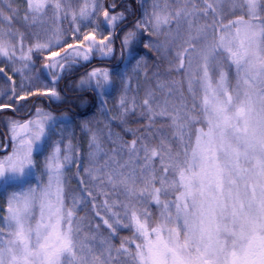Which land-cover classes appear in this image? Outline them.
Returning <instances> with one entry per match:
<instances>
[{"label": "snow or ice", "instance_id": "snow-or-ice-1", "mask_svg": "<svg viewBox=\"0 0 264 264\" xmlns=\"http://www.w3.org/2000/svg\"><path fill=\"white\" fill-rule=\"evenodd\" d=\"M136 2L141 15L121 42L129 50L126 59H135L130 48L141 31L163 34L164 42L152 47L165 48L169 76L180 79H158L138 101L129 95L127 72L118 74L121 93L111 120L126 124L139 109L148 129L164 118L171 137L161 130L159 136L134 134L125 141L111 130L105 137L89 128L81 168L79 149L70 140L63 148V138L51 140L57 126L51 113L35 108L22 121L10 119L11 152L0 158V179L18 184L0 218V264H264V0H228L236 18L226 22L220 0ZM130 8L124 0H25L21 18L12 2L0 7V57L19 64L13 72L22 77L17 84L0 67L6 76L0 111H16L17 102L30 96L58 97L54 86L33 90L25 83L32 80L35 54L45 53L53 85L92 53L110 56L114 37L100 34L101 24L114 29ZM94 20L92 30L81 34V25ZM63 21H70L67 30L60 27ZM79 83L103 96L114 80L108 69L96 68ZM157 91L166 92L163 103ZM46 139L43 175L33 183L27 178L36 168L34 152ZM73 164L75 189L65 175ZM86 204L107 235L78 215V206ZM150 204L157 206L158 218ZM118 226L131 229L132 236L117 246L112 236Z\"/></svg>", "mask_w": 264, "mask_h": 264}, {"label": "trees", "instance_id": "trees-1", "mask_svg": "<svg viewBox=\"0 0 264 264\" xmlns=\"http://www.w3.org/2000/svg\"><path fill=\"white\" fill-rule=\"evenodd\" d=\"M106 4L112 2V0H105ZM12 2V6L14 8H19L21 10L20 16L21 18L24 15L23 9L25 8V0H0V7L6 8L8 3ZM149 0H145V3H148ZM117 3H120V0H117ZM131 11L134 15L131 18H126L122 24L121 28L124 30H128L133 27L135 24L137 16L141 15V8L140 5L133 0L131 3ZM122 8H117L119 11ZM123 10V9H122ZM218 11L223 14L225 22L228 19H235L236 16L232 14L233 6L232 4L228 3V0H220L218 4ZM239 13H237L238 15ZM129 17V16H128ZM220 16H217L219 19ZM201 24L205 23V20L201 19L199 21ZM17 27H20L21 30L23 29L22 23H16ZM70 26L69 21H63L60 24V27L64 30H67ZM120 29V28H119ZM173 32L175 31V25H172ZM122 32V31H121ZM141 36V39L138 40V37ZM71 37V32H68V36L66 38ZM165 40V36L163 34H156L150 35L146 31H141L139 33L136 40L132 44V49L135 51L133 57L135 59H131L129 65L135 66L136 59H142L141 67L136 69L138 72H142L141 78L139 77L135 82L131 84V95H136L138 101L142 100L145 94V91L149 88H155L157 80H169V79H176L179 80L180 76L176 73H172L169 76V56L165 50V48H161L159 51L152 47L157 43H163ZM68 42H73L71 39ZM120 40L114 39L113 40V53L111 54L110 58H101L97 59L93 57L89 62L83 63L79 67H73L71 70L65 72L63 74L62 81L56 84L57 93L62 96L63 100L60 102H55L52 99V96L49 95H36L28 97L26 101H19L17 102L16 111L11 109H7L0 114V119H15V120H22L29 112H34L35 108H41L44 110L49 111L50 113L58 114L59 116L65 115L67 116V121L64 125V131L62 134L63 138V145L67 144L70 140L73 146L79 149V156L80 160L79 163L81 168L87 163L86 161V154L88 150V141L91 136V132L89 128L91 126V121L96 119L95 125L92 127V131H96L97 129H101L103 134L106 137V134L109 130L113 133H118L125 141H130L135 136L141 135H156L159 136L161 134V130L165 135L171 137V132L168 129V122L161 117H157L154 124L152 125L151 129H148L146 125L148 121L146 118L142 117L139 113V109L135 114L129 115L127 117L126 124H120L118 121L111 120V117L116 116L118 112L117 108V98L120 95V89L116 87L112 93L104 94L103 96L91 87H88L82 91H78L75 89V86L78 81L84 77L88 72L92 71L93 69L100 68V69H112V77L118 83H121L120 80L117 78L119 71L121 70V66H123L121 59H119V53L122 52V45L120 44ZM179 43V41H177ZM148 44L150 47L145 48L144 45ZM59 50V49H53ZM45 53H37L33 56V60L35 61L34 70H40L41 77H39L36 82L37 84L32 86L33 90L39 88L44 90L46 88V75L44 72L41 71L42 66L45 63L44 59ZM134 63V64H133ZM131 65V66H132ZM4 66V65H3ZM0 65V67H3ZM5 67V66H4ZM230 71L234 72V69H230ZM2 73H0L1 75ZM145 77V78H144ZM49 82V81H48ZM50 83V82H49ZM71 84V85H70ZM53 84L50 83V86L53 87ZM73 87H70V86ZM116 92V94H115ZM185 97L187 98V103L189 106L191 105V98L188 96V93L185 88ZM178 95V94H177ZM157 96L160 98L161 103H163V99L166 96V92L157 91ZM176 96L174 95L171 98V102L176 101ZM90 102V105L85 107L87 102ZM108 110V113L105 111ZM0 121V133L2 134L4 139L9 138V134L7 127L1 123ZM87 124L88 127H84ZM196 127H200L199 124ZM130 128L133 131H126L125 129ZM109 142L105 139V147H109ZM1 150V146H0ZM3 153L0 152V156ZM77 169L75 164L70 166L66 170V177L69 182V187L72 189L78 188V180L75 176ZM2 196V195H1ZM149 210L154 214V219L159 217V210L155 204L149 205ZM103 214V213H102ZM78 215L80 216H87L88 220L91 221L93 227L96 224L100 225L99 231L105 235L109 233V230L103 224L100 217L95 216L94 211L92 210L91 204L80 205L78 206ZM132 230L129 228H123L118 226V232L116 235L112 236V242L115 245H119L122 238L131 237ZM132 248H135V245H131Z\"/></svg>", "mask_w": 264, "mask_h": 264}, {"label": "rangeland", "instance_id": "rangeland-1", "mask_svg": "<svg viewBox=\"0 0 264 264\" xmlns=\"http://www.w3.org/2000/svg\"><path fill=\"white\" fill-rule=\"evenodd\" d=\"M132 1L133 0H124L125 4H130V5H131ZM120 2H121V0H120ZM102 3H105L106 4V1L105 0H102ZM116 11H118V10H116ZM119 11H122V9H120ZM133 16L134 15L132 14V11H131V8H130L129 12H126L125 13V19L126 18H131ZM137 17L139 18V15ZM99 20H101V21L103 20L102 15L99 16ZM123 21H117L116 22V27L114 29H113V27L111 25H108L107 23L101 24V27H100V30H99L100 31V34L106 36V35H109L110 32H112L114 39H118V40H120V42H122L124 32L126 31V30H124V28H121V24H122ZM95 22L96 21L94 20V22L92 24H90L88 27H84L83 25H81V34L84 33V32H87V31H91L92 28L95 26ZM140 34H141V32H140ZM81 38H82V35H81ZM139 39H141V36L138 37V40ZM120 44L122 45V43H120ZM132 46L133 45H131L130 50H131L132 56H133L134 53H135V51H133ZM112 47H113V44H112ZM54 49H57V48H54ZM122 51L124 52V55L122 56L121 55V52L119 53L118 62H120L121 59H123V62H122L123 63L122 64L123 66H121V70L119 71V73L121 74V73L127 72L128 77L130 78V81H131V84H132L139 77L141 78V76H142L143 73L142 72H138L136 70L133 71V68H134L133 65L132 64H131L132 66L129 65L131 59L130 60L129 59H126V57L128 56V51L129 50L122 48ZM110 56L102 57L99 52H94V53L91 54L90 59L88 61L81 60V62L79 64L75 65L74 67L76 68V67L81 66L85 62H89L93 57H95L97 59H101V58H107V59H109ZM0 65H2V66L4 65L5 66V67L4 66L3 67L5 68V72L7 73V75L13 76V79L16 81L17 84L20 83L22 77L19 74H14V72H13V67H19V64L15 65V66H10V63L7 60H5L4 58L0 57ZM108 70L112 74V69H108ZM41 71L44 72V65L42 66ZM47 71H48V75H49L50 79H52L49 70H47ZM56 71L58 72L59 70H56ZM29 75L32 77V80H31L30 83L28 81H25V83L28 85V87H32V86L34 87V85L37 84L36 80L39 77H41L42 74H41L40 70H34L32 68L31 71L29 72ZM113 80H114V78H113ZM79 81H78V83L76 85H74L76 90L82 91V90L88 88V86H81L80 83H79ZM3 86H6V76H5V74L2 73L0 75V87H3ZM48 86H50V83L46 80V87H48ZM52 86L56 87V84L55 85H52ZM70 87H73V86H70ZM116 87H118L120 89V93H121V83H118L116 80H114V83H113L112 87L107 90L106 94L109 95L110 93H112V91H114V89ZM56 90H57V88H56ZM115 94H116V92H115ZM129 95H130V92H129ZM119 96L117 98H115V99H119ZM52 99L55 102H60L61 100H63L62 96L59 95V94H58V97H52ZM117 103H118V101H117ZM87 105H90V102L89 101L85 104V107ZM4 111H6V110L0 111V114L2 115V113ZM45 111H47V110H45ZM47 112H49V111H47ZM106 112L108 113V110ZM51 115L53 117H55L56 120H57V126H56V128L54 130H51V132H50L51 140L52 141H59V140L62 139V134H63V131H64L65 122L67 121V116H65V115L59 116L58 114H55V113H51ZM24 116L25 117L22 120H24V119H26V118L29 117L28 114L27 115H24ZM9 120H10L9 118L2 119V121L0 119L1 123H3L7 127V129H8V121ZM95 123H96V119H93L91 121L90 129H92V127H93V125H95ZM7 133L9 134V138L8 139H4L3 136H2V134L0 133V146H1V151L4 152L2 154V156H0V158H3L5 155H7V154H9L11 152V139H10L11 133L9 131ZM48 143H49V141L46 139L45 143L42 144L34 152V159L36 161V168L34 170L33 175L27 178V179L31 180L33 183L36 182V179L37 178H39V177H41L43 175V162H44V158H45V155L48 153V151H50V149L48 147ZM6 146H8L9 148L6 147ZM61 146H62V148L64 147L63 144ZM17 184H18V182L13 181L12 178H10V177L8 179H0V218H2L6 214L5 209H6V205H7L8 196L11 194L12 191L16 190Z\"/></svg>", "mask_w": 264, "mask_h": 264}, {"label": "water", "instance_id": "water-1", "mask_svg": "<svg viewBox=\"0 0 264 264\" xmlns=\"http://www.w3.org/2000/svg\"><path fill=\"white\" fill-rule=\"evenodd\" d=\"M44 70H45V74H48L47 69H44Z\"/></svg>", "mask_w": 264, "mask_h": 264}, {"label": "flooded vegetation", "instance_id": "flooded-vegetation-1", "mask_svg": "<svg viewBox=\"0 0 264 264\" xmlns=\"http://www.w3.org/2000/svg\"><path fill=\"white\" fill-rule=\"evenodd\" d=\"M62 78H63V76H62ZM62 78L60 79V81H62ZM60 81H59V82H60ZM59 82H58V83H59Z\"/></svg>", "mask_w": 264, "mask_h": 264}]
</instances>
